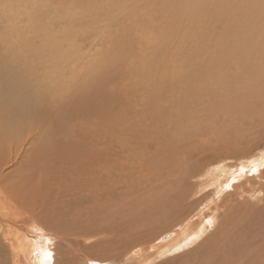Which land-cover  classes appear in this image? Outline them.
Wrapping results in <instances>:
<instances>
[{
    "label": "rangeland",
    "instance_id": "obj_1",
    "mask_svg": "<svg viewBox=\"0 0 264 264\" xmlns=\"http://www.w3.org/2000/svg\"><path fill=\"white\" fill-rule=\"evenodd\" d=\"M212 3L217 4L209 7L207 16L196 18L187 26L183 23L186 17L180 15L177 22L171 18L174 9L186 10L188 4L183 5L180 0H0V10L4 12L3 16L0 12L1 21L3 19L0 30L8 20L19 30H45L26 43L33 50H36L35 45H42L43 57L47 59L43 58L40 66L34 63L32 52L25 73L18 63L12 62L11 67L0 60V71L5 75L0 74V92H3L0 103L4 101L2 106L0 104V149L11 153L12 157L6 171L13 187L11 200H17L20 188L22 190L18 191L23 193L18 197L22 203L24 201V217L13 215L12 219L26 218L31 225L37 226L36 233L31 236H37L43 242L41 245H47L57 261L51 258L41 264H64L68 251L75 263L78 249L85 256L114 261V257L118 259L125 254L128 257L124 247L140 238L143 246L145 242L151 243L145 251L153 259L158 249L152 250L151 246L160 244L159 241L171 242V237L169 241L164 238L171 233L181 236L183 230L192 226L185 217L196 218L200 212L208 215L206 220L213 215L218 217L205 237L181 252L155 259L152 264H264V174L251 175L248 181L246 178L240 179L241 182L233 180L238 177L234 174L243 170L242 162H246L245 168L249 169L247 164L251 165L264 154V75H253V70L247 69L250 82L237 74L240 62L248 66L249 61L254 62L256 54L238 50L241 60L248 57L235 63L230 58L231 49L224 48L220 52L219 33L225 29L224 36L227 34L230 38L226 29L235 28V24L227 22L233 18L229 15L232 12L229 7L233 4L224 0ZM48 21L52 22L49 27ZM237 37L231 35L228 44L241 49L243 46ZM200 44L209 45L207 54ZM218 51L220 62L213 59L211 65L219 67L220 64L221 71L230 72L225 82L218 81L217 86L216 81L206 82L205 89L199 86L186 92L185 71L195 66V55L201 54L204 59ZM202 73L204 77L206 71ZM13 74H19L16 80ZM39 83L44 92L41 111H37L39 100L34 95L40 91ZM197 92L199 95L195 94ZM17 97L22 102L25 100L24 104H20ZM3 107H7L8 113ZM26 107L29 113H37L40 118H58L55 130L50 132L52 134L48 132L49 137L45 136L46 143L49 139H57V142L68 144L71 150L77 147L80 159L68 158L67 148L56 152L59 156L45 152L46 165L39 163L41 158L36 159L35 153L40 127L33 128V121L22 122V125L17 121L23 118ZM24 118H30L27 111ZM43 126L47 127L48 123ZM84 149L86 153L81 155ZM89 150L96 154H88ZM20 163L22 165H18ZM80 168L87 170L85 175L80 174ZM24 169L30 170L32 175ZM31 180L37 183L31 184ZM209 181H213L211 187H207ZM230 181L233 183L226 188ZM222 182L225 185H220ZM19 183L21 186L17 185ZM183 193L187 201L178 198ZM167 195L170 196L169 206H176L173 213L158 214L153 221H145L143 228L135 224V232L129 228L115 233V229L124 225L122 217L126 210L134 212L146 208L151 201L149 196H161L158 198L161 200ZM118 202L121 207H117ZM150 206L154 208L153 204ZM179 221L181 228L176 224ZM16 229L13 227L14 231ZM11 237H15L13 233ZM152 238L155 243L150 240ZM68 240L71 244H66ZM31 248H26L29 253ZM144 258L136 256L133 263L138 264ZM23 263L29 264V261ZM94 263L95 260L87 262Z\"/></svg>",
    "mask_w": 264,
    "mask_h": 264
},
{
    "label": "bare ground",
    "instance_id": "obj_2",
    "mask_svg": "<svg viewBox=\"0 0 264 264\" xmlns=\"http://www.w3.org/2000/svg\"><path fill=\"white\" fill-rule=\"evenodd\" d=\"M212 1L214 0H180V3H187V8L185 7L186 10L184 11H179V9H174V13H173V16L171 17L174 20H176V18H178L180 15L182 17H186L185 18V22H183L185 25H190L191 22L194 21V19L198 18V19H203L204 18V15L207 16V10L209 9V7H214L213 5L217 4V3H212ZM221 1V0H220ZM219 0H216V2H220ZM224 1H227V4L229 2H231L233 5H230L229 8H231L230 10L232 12H230L229 15H232L233 18L230 20V21H227L229 23H232V24H235V28L233 27H229L228 30L226 29V31H228V34H230V38H231V35L235 38L236 35H238L237 39L240 38V45H242L243 47L240 49V48H232V46H230L228 44L229 40H232L230 38L227 37V34L224 36L225 34V29L223 30V33H219V45H222V46H219L220 47V52H222L224 50V48H228L229 50H234V52L232 51L231 53V50H230V58H233L234 60H231V61H234L236 63V60L238 61H244V59H247V55L244 57L243 60H241L240 56H239V52L238 50H243L245 49V51L248 52V54L250 55V53H252L251 55L254 56V54H256V58L254 59V62L253 61H249L248 62V66L247 64H245L244 62H240V64L238 65V68H237V74H239V76H243V80H247V69H250L253 70V75H259L260 77L264 75V0H250L249 2V6H248V0H224ZM95 2V1H94ZM166 4V3H165ZM106 5V4H105ZM171 5V4H170ZM184 5V4H183ZM163 6H164V3H163ZM162 7V6H161ZM178 7V6H177ZM217 7V6H216ZM248 7V8H247ZM40 8V7H39ZM44 8V7H42ZM164 8V7H163ZM168 8V7H166ZM41 9V8H40ZM158 9V8H157ZM217 9V8H216ZM159 10V9H158ZM162 10V9H161ZM222 15H223V12L221 10H218ZM215 12V16H220L219 12ZM2 16L4 14V12L2 10H0ZM6 12V11H5ZM49 12V11H48ZM55 13V12H54ZM168 13V12H167ZM200 13V15H199ZM213 13V12H212ZM93 14V13H91ZM166 14V13H164ZM163 14V15H164ZM211 14V13H210ZM6 15V14H5ZM4 15V16H5ZM168 15V14H167ZM165 15V16H167ZM0 16V18L2 17ZM59 16V15H58ZM93 16V15H92ZM169 16V15H168ZM165 17V18H168ZM210 16V15H209ZM76 17V15H75ZM74 17V18H75ZM180 17V19L182 18ZM236 17V18H235ZM192 18V19H191ZM218 18V17H217ZM8 20V18H6V21ZM161 20V19H160ZM166 20V19H165ZM168 20V19H167ZM171 20V19H170ZM3 21V19H2ZM1 19H0V22H2ZM32 21V20H31ZM89 21V20H88ZM158 21V20H157ZM208 21V20H207ZM38 22V21H37ZM35 22V23H37ZM67 22V21H66ZM152 22V21H151ZM154 22V21H153ZM170 22V21H169ZM168 22V23H169ZM177 22V20H176ZM198 22H201L202 23V20ZM204 22V21H203ZM3 23V22H2ZM51 21H48V27L51 25ZM194 23V22H193ZM196 23V21H195ZM213 23V22H212ZM154 24V23H153ZM167 24V23H166ZM181 24V22H180ZM178 24V25H180ZM203 24V23H202ZM1 25V24H0ZM3 29L0 30V48H1V51H0V60L3 61L5 64H9V66H11V63L12 62H16L18 63L19 65H21L22 67V70L25 72L28 71V66L30 65L29 63V60H30V56H29V53H33V56H34V63L38 66H40V62L42 61L43 62V58L47 59L46 57H43L44 56V52L42 51V45H35L36 46V50H33V47L32 46H27L26 43H28V41H30L33 37L35 36H38L40 34V32H44L45 30H41L39 28H35L36 30H34L33 28H31L29 30V32L25 31L24 28L23 30H19L17 29V27H14L16 26V24L14 23H10L9 20L3 24ZM14 25V26H13ZM81 25V24H80ZM169 25V24H167ZM197 25V23H196ZM154 26V25H153ZM162 26V25H161ZM170 26V25H169ZM168 26V27H169ZM191 26H194V24H192ZM208 26V25H207ZM213 26V25H212ZM43 27V26H42ZM71 27V26H70ZM46 28V27H45ZM157 28V27H156ZM164 28V27H163ZM162 28V30H163ZM170 28V27H169ZM185 28V27H184ZM194 28V27H192ZM26 29V28H25ZM154 30V29H153ZM161 30V29H160ZM169 30V29H168ZM181 30V29H180ZM194 30V29H193ZM192 30V31H193ZM14 31L16 33V35H14ZM179 31V30H178ZM184 31V30H183ZM198 31V30H196ZM156 32L158 33V30H156ZM170 32V31H169ZM182 32V31H181ZM195 32V31H194ZM221 32V31H220ZM46 33H47V29H46ZM163 33V32H162ZM191 33V32H190ZM199 33H202L201 31ZM160 34V33H159ZM168 34V33H167ZM185 34V33H184ZM193 34V32H192ZM195 34H197L195 32ZM194 34V35H195ZM47 35H49L47 33ZM69 35V34H68ZM172 35V34H170ZM160 36V35H159ZM176 36V35H175ZM51 36L49 35V38ZM63 37V36H62ZM190 37V36H189ZM192 37V36H191ZM52 38V37H51ZM152 38V37H151ZM156 38V37H155ZM173 38V37H172ZM49 40V39H48ZM158 40V39H157ZM236 40V39H235ZM154 41V40H153ZM152 41V43H153ZM161 41V40H160ZM190 42V41H189ZM52 43H53V39H52ZM180 43V42H179ZM184 43V42H183ZM231 43V42H230ZM49 45H51V42L48 43ZM162 44V43H161ZM215 44V43H214ZM30 45V44H29ZM201 45V44H200ZM207 45V44H206ZM239 45V46H240ZM159 46V45H158ZM217 47V46H216ZM230 47V48H229ZM44 48V47H43ZM58 48V47H57ZM51 49V48H50ZM208 49H209V45L207 46H204L203 44L201 45V50L204 51L205 54H207L208 52ZM56 50V49H55ZM54 50V52H55ZM59 50V49H58ZM38 51V53H36ZM57 51V50H56ZM60 51V50H59ZM145 51V50H144ZM244 51V50H243ZM77 52V51H76ZM150 52V51H149ZM238 52V53H237ZM59 53V52H58ZM63 53V52H62ZM66 54V53H65ZM247 54V53H246ZM32 55V54H30ZM53 55V54H52ZM57 55V54H55ZM68 56L70 57V52H68ZM67 56V58H68ZM146 56V55H145ZM242 56V55H241ZM251 56V57H253ZM54 58V56H52ZM66 57V55H65ZM154 57V56H153ZM50 58V57H49ZM52 58V60H53ZM57 58V57H56ZM157 58V57H156ZM154 57V59H156ZM195 58H196V62H195V66H192L190 67L187 71H185L186 73V79L183 81V83L185 84V90L186 92L187 91H190V89H194L196 87H199V86H202L201 89H205L203 88L204 84H206V82H210V83H214L215 81V84L219 82H221V84H223L222 82H225V77L227 76L228 71H221V68H220V64H219V67H214L211 65L213 59L215 61L220 62V56H219V51L217 53H214L213 56L211 57H207L205 56V58L203 59L201 54H198V55H195ZM55 59V58H54ZM69 59V58H68ZM67 59V60H68ZM150 59V57H149ZM48 61V60H47ZM230 61V62H231ZM53 62V61H52ZM228 62V61H226ZM257 62V63H256ZM54 63V62H53ZM153 63V62H152ZM2 64V63H1ZM29 64V65H28ZM258 64V65H257ZM16 65V64H15ZM49 65V64H48ZM8 66V65H7ZM47 66V65H46ZM204 66V69L203 67ZM12 67V66H11ZM17 67V66H15ZM4 68V67H3ZM2 68V69H3ZM6 68V67H5ZM14 68V67H13ZM12 68V69H13ZM143 68V67H142ZM253 68V69H251ZM16 69V72H20L19 70ZM47 69V68H46ZM51 69V67L49 68ZM193 69V70H192ZM7 70V69H6ZM36 70V69H35ZM141 70V69H140ZM145 70V68H144ZM203 70L206 71V74L204 75V77L202 76L203 75ZM5 71V70H4ZM3 71V72H4ZM9 71V70H8ZM10 71L12 72L11 68H10ZM1 73L0 74H3L2 71H0ZM235 72V71H234ZM14 73V71L12 72ZM141 73V72H140ZM16 74V73H15ZM20 74V73H19ZM19 74L17 76H19ZM179 74V73H178ZM250 74V73H249ZM4 75V74H3ZM2 75V76H3ZM14 75V74H13ZM142 75V74H141ZM144 75V74H143ZM5 76V75H4ZM15 76V75H14ZM17 76H15V80L17 78ZM30 76V74H29ZM145 76V75H144ZM148 75L146 74V77ZM150 76V75H149ZM21 77V76H20ZM20 77H18L20 79ZM143 77V76H142ZM185 77V76H184ZM213 77V78H212ZM250 77V76H249ZM260 77L258 79H260ZM4 78V77H3ZM10 78V77H9ZM25 78V77H24ZM32 78V76H31ZM49 78V77H48ZM134 78V77H133ZM144 78V77H143ZM215 78V79H214ZM264 78V77H262ZM36 79V78H35ZM128 79V78H127ZM1 80V79H0ZM51 80V79H50ZM134 80V79H133ZM23 81V80H22ZM37 81V79H36ZM36 81L34 82V84L36 83ZM178 81V80H177ZM176 81V82H177ZM227 81V80H226ZM242 81V80H241ZM243 81V82H245ZM247 81H250V80H247ZM257 81V80H256ZM259 81V80H258ZM262 81V80H260ZM19 82V81H18ZM24 82V81H23ZM96 82V81H95ZM94 82V83H95ZM240 82V80H239ZM241 82V83H243ZM251 82V81H250ZM1 83V82H0ZM179 83V82H177ZM230 83V82H229ZM240 85H243L241 84ZM263 83V82H262ZM4 84V82H3ZM7 84V83H6ZM21 84V83H20ZM55 84V83H54ZM97 84V83H95ZM121 85V83H119ZM118 84V85H119ZM142 84V83H141ZM231 84V83H230ZM229 84V85H230ZM264 84V83H263ZM19 85V84H18ZM58 85V84H57ZM93 85V84H92ZM179 85V84H178ZM219 85V84H216V86ZM23 86V84H22ZM34 86V85H33ZM40 89V91L37 90V93L34 94L35 95V98H37V100H39V103H38V109L37 111H41L42 110V101L44 100V96L41 95L43 94L41 92L42 88H41V83H39V85H37ZM122 86V85H121ZM135 86V85H134ZM222 86V85H221ZM248 86H251L250 84H248ZM253 86V85H252ZM2 87V85H1ZM16 87V86H15ZM38 87H35L36 89H38ZM64 87V86H63ZM97 87V85H96ZM205 87V86H204ZM215 87V85H214ZM226 87V86H225ZM11 88V87H10ZM32 88V87H31ZM210 88V87H209ZM227 88V87H226ZM243 88V87H242ZM245 88V87H244ZM14 89V88H13ZM30 89V88H29ZM50 89V88H49ZM52 89V88H51ZM55 89V88H54ZM199 89V88H198ZM221 89V88H220ZM16 90V89H15ZM98 90V89H97ZM30 91L32 92L33 90L30 89ZM53 91V90H52ZM56 93H57V90L55 89ZM195 91V90H194ZM199 91V90H198ZM216 91V90H215ZM10 92V91H9ZM34 92V91H33ZM32 92V93H33ZM90 92V90H89ZM202 92V91H201ZM0 93H3V92H0ZM12 93V92H10ZM26 93H28L26 91ZM48 93V92H47ZM96 93V92H95ZM6 94V93H5ZM50 94V93H49ZM55 94V93H54ZM195 94H198L195 93ZM194 94V95H195ZM206 94V93H205ZM204 94V95H205ZM248 94V93H247ZM19 95V94H18ZM199 95V94H198ZM197 95V96H198ZM221 95V94H220ZM5 96V95H4ZM9 96V95H8ZM99 96V95H97ZM103 96V95H102ZM248 96V95H246ZM1 97V95H0ZM46 97V96H45ZM196 97V96H195ZM205 98V96H202ZM201 97V98H202ZM242 97V96H241ZM12 98V97H11ZM10 98V99H11ZM20 98V97H19ZM27 98V97H26ZM18 99V97H17ZM30 99V98H28ZM34 99V98H33ZM31 98V100H33ZM54 99V98H53ZM2 100V98L0 99ZM36 100V102H38ZM97 100V99H96ZM95 100V101H96ZM241 100V99H240ZM20 101V104L22 102V100H19ZM30 101V100H29ZM106 100L104 99V102ZM178 101V100H177ZM25 102V100H24ZM24 102H22L24 104ZM32 102V101H31ZM4 103V101H3ZM3 103H0L1 106ZM11 103V102H10ZM18 103V102H17ZM34 103V102H32ZM19 104V103H18ZM29 104V103H28ZM191 104V103H190ZM5 105H6V102H5ZM8 105V104H7ZM10 105V104H9ZM21 107V106H20ZM23 107V106H22ZM36 107V105L34 106ZM124 107V106H123ZM4 108V107H3ZM2 108V109H3ZM7 107L4 108V110L6 109ZM17 108V107H16ZM23 109V108H22ZM227 109V108H226ZM3 110V111H4ZM8 109H6V112L8 113L7 111ZM26 111L29 115L30 118H24L26 116ZM239 111V110H238ZM5 112V113H6ZM22 112V111H21ZM78 112V111H76ZM120 112V111H119ZM78 114V113H77ZM123 114V113H122ZM52 116V115H51ZM169 116V115H168ZM42 117V115H41ZM46 117V116H45ZM44 116L42 118H40L39 114L37 113H29L28 112V109L26 107L25 111L23 110V118H17V121L20 125H22V122H29V121H33L32 124H33V128L35 127V125L39 126L40 127V139L39 141L36 143V148H37V153H35V158L38 159V158H41L39 159V163H43L46 165V160L44 158V154L45 152H48V153H51L52 155L56 152H61V150L63 149H67V153L69 154L68 158H71V159H80L79 158V154H78V150H77V147H74L72 150H71V147L68 145V144H63L61 143L59 140L58 142L54 139H49V141L46 143L45 141V136L47 134H49L50 132L54 131L55 128L57 127L56 126V121L58 120V118L56 120H53V119H50L47 120V118H45ZM55 117V116H54ZM176 117V116H175ZM10 118V116H9ZM111 120V119H110ZM46 123H48V126L45 127L43 125H45ZM58 123V122H57ZM30 126V125H29ZM27 128H29L27 126ZM176 128V126H175ZM37 129V128H36ZM3 130V129H2ZM175 130V129H174ZM181 130V129H180ZM8 131V130H7ZM30 131V128L29 130ZM34 131H36L34 129ZM120 131V130H119ZM1 132V130H0ZM39 132V130H38ZM49 132V133H48ZM238 133V132H237ZM52 134V133H50ZM117 134V133H116ZM54 135V134H53ZM58 135V134H57ZM3 136V135H2ZM48 136V135H47ZM51 136V135H50ZM87 136V135H86ZM49 137V136H48ZM58 137V136H57ZM89 137V135H88ZM172 137H175V135ZM54 138V137H52ZM86 138V137H85ZM176 138V137H175ZM10 139V138H8ZM7 140V139H6ZM136 140V139H135ZM182 140V139H181ZM7 142H10V141H7ZM84 145V144H83ZM1 147V146H0ZM178 147V146H177ZM2 149V148H1ZM0 149V264H24L23 261L24 260H28L29 261V264H41L43 262H46V259H51L53 258V261H56L54 256L52 255L50 258L47 257V253L48 252H51L50 248L47 246V245H41V241L39 240V238L37 236H31V234L33 235L34 233H36L35 230V225H31V223L29 221H27L26 218H24L23 220L21 221H17L15 219H12L13 218V215L14 216H21V217H24L23 215V210H24V201L22 203V199L21 197H18L19 196V193H21L22 191H18V190H22L20 188H18L17 190V200L12 201L11 198L13 199L12 197V193L10 192L11 191V188H13L11 185V182L9 181L8 179V175H7V172L9 167H10V164L12 163V157H11V153H7V152H4V150H1ZM79 149V148H78ZM91 149V148H89ZM97 150V149H96ZM87 151V150H86ZM170 151V150H169ZM54 152V153H52ZM47 153V154H48ZM80 153V152H79ZM85 149L83 150L82 154L81 155H85ZM50 154V155H51ZM61 154V153H60ZM88 154H92L93 156L96 154V153H91V150H89V153ZM57 156L58 153H56ZM46 156V154H45ZM49 156V155H47ZM55 156V155H54ZM61 156V155H60ZM50 157V156H49ZM66 157V156H65ZM87 156H85L86 158ZM17 158V157H16ZM21 158V157H20ZM18 158V159H20ZM23 158V157H22ZM44 158V159H43ZM170 158V157H169ZM34 159V158H33ZM50 159V158H49ZM56 159V158H55ZM60 159V158H59ZM82 159V158H81ZM45 160V161H44ZM27 161V160H26ZM34 161V160H33ZM44 161V162H43ZM52 161V160H51ZM65 161V160H64ZM74 161V160H72ZM83 161V159H82ZM19 162V161H17ZM23 162V161H22ZM86 162V161H85ZM25 163V162H23ZM27 163V162H26ZM28 163H31L28 162ZM33 163V162H32ZM35 163V162H34ZM49 163V162H48ZM53 162H51V165H52ZM72 163V162H71ZM75 163V162H74ZM84 163V162H82ZM245 163L246 162H242V171H239L237 172L235 170V173L237 172V174H234L235 175H238V177H232L233 180H239L240 179H243V178H247L248 179H251V175L255 176V175H263L264 174V154L261 155L258 159L252 161L251 165H248L250 168H245ZM250 163V162H249ZM16 164V163H15ZM13 164V166L15 165ZM36 164H38L36 162ZM35 164V165H36ZM40 164V167L44 165H41ZM76 164V163H75ZM80 164V163H79ZM18 165H22L21 163L18 164ZM39 165V164H38ZM50 165V166H51ZM240 165V164H239ZM16 166V165H15ZM14 166V167H15ZM31 166V165H30ZM37 166V165H36ZM48 166V165H47ZM45 166V167H47ZM53 166V165H52ZM51 166V167H52ZM82 166V165H81ZM12 167V166H11ZM13 167V169H14ZM23 167V166H22ZM26 168V166H24ZM33 167V165H32ZM43 167H41L43 169ZM36 168V167H35ZM39 168V166H38ZM17 169V167L15 168ZM21 169V168H19ZM81 169V172L80 174H84L87 170L84 169V168H80ZM241 169V168H240ZM26 171V169H24ZM40 170V168H39ZM44 170V169H43ZM17 171V170H16ZM16 171H13L14 173ZM23 171V169L21 170ZM21 171H19L21 173ZM28 171V170H27ZM25 172V173H29L30 174V170L28 172ZM33 171H35L33 169ZM41 171V170H40ZM46 172V169L44 170ZM223 173H225V175H229L227 171L225 170H222ZM74 172V171H73ZM78 172V171H77ZM80 172V171H79ZM10 173V172H9ZM17 173V172H16ZM15 173V174H16ZM33 173V172H32ZM43 174V171L41 172ZM222 173V172H221ZM12 174V173H10ZM37 174V173H35ZM39 174V173H38ZM14 174H12L13 176ZM23 175V174H22ZM28 174H26V177ZM32 175V174H30ZM85 175V174H84ZM20 175H18L19 177ZM37 176V175H35ZM90 176V175H89ZM23 177V176H22ZM24 176V179L26 178ZM30 177V176H29ZM28 177V178H29ZM34 177V173H33V176L31 178ZM40 177V176H39ZM258 177V176H257ZM30 178V179H31ZM81 178V177H80ZM90 178V177H89ZM216 178V177H215ZM222 178V177H221ZM27 179V178H26ZM25 179V180H26ZM210 179V178H209ZM19 180H23V179H20ZM17 180V181H19ZM231 180V179H230ZM245 180V179H244ZM243 180V181H244ZM16 182H12V183H17ZM24 181V180H23ZM32 181V180H31ZM31 181L29 183H31ZM175 181V180H174ZM248 181V180H247ZM28 182V181H27ZM36 181H32L31 184H34ZM212 182L213 181H209V185H207V187H211L212 186ZM217 182V181H216ZM220 182V181H219ZM241 182V181H240ZM37 183V182H36ZM233 182L230 181L228 184H226V188H229L230 185L232 184ZM22 184V183H21ZM169 184V183H168ZM220 184V183H219ZM16 185V184H15ZM14 185V186H15ZM18 186H21L20 183L17 184ZM16 185V186H17ZM27 185V184H25ZM220 185H225V182H222V184ZM25 187V186H24ZM31 187H33V185H31ZM37 187V186H36ZM167 187V186H166ZM23 188V187H22ZM179 188V187H178ZM16 189V188H15ZM165 189V188H164ZM164 189L162 188L161 191H164ZM197 189V188H196ZM25 190L27 191L26 187H25ZM32 191H33V188H32ZM25 192V191H24ZM165 192V191H164ZM23 193V192H22ZM187 194V193H186ZM21 195V194H20ZM38 195V194H37ZM165 195V194H163ZM180 195V194H179ZM257 195V194H256ZM23 196V194H22ZM25 196V195H24ZM15 197V195H14ZM161 197V196H157V197H152V196H149V200L150 201V204H153L154 205V208L152 206H150V204L145 208V207H142V209H139L137 211H134L132 212V209H128L124 212L123 214V221H124V225L115 229V233H121L122 231L124 232L126 229H129L131 232H135L137 231V229L133 226H135V224L137 226H139L140 228H143L146 226V224L144 223L145 221L147 222H151L153 221L154 219V216H158V214H161V213H166V214H170V213H173L176 209V206H173V207H170L169 206V198L170 196L167 195L166 199H163L161 198V200H158V198ZM189 197V196H188ZM200 197V196H199ZM24 198V197H22ZM178 198H180L181 200H188L187 199V195H185L183 193V195H180ZM177 198V199H178ZM25 199V198H24ZM23 199V200H24ZM122 202V200H120ZM180 202V201H179ZM119 203V202H118ZM117 203V204H118ZM124 203V202H123ZM178 203V202H177ZM143 204V203H142ZM125 205V204H124ZM137 206V205H136ZM187 206V205H186ZM117 207H121L120 206V203L117 205ZM217 207V206H216ZM108 208V206H107ZM141 208V207H140ZM191 208V207H190ZM219 208V207H218ZM21 210V212H15L14 213V210ZM119 209V208H118ZM187 209V207H186ZM211 209V208H210ZM125 210V209H124ZM190 211V210H189ZM216 213H218V210H215ZM122 213V211H121ZM184 213V211L182 212ZM215 213V214H216ZM177 214V213H176ZM202 214V212H200V215ZM214 214V213H213ZM28 215V214H27ZM199 215V216H200ZM198 216V214H197ZM198 216V217H199ZM163 217V215H162ZM196 217V216H195ZM198 217H196L198 219ZM208 217L207 214H202L200 216V218L197 220L196 222V218H192V215L190 216H187L185 217V221L187 222H191V225L192 226H189L187 229L183 230L181 232V236H179L177 232L175 233H171V236L168 235V238H166L165 240H168L170 237L172 238L171 239V242H160V244H153L151 246L152 250H155V249H158V254H156L157 256L155 258H151L150 253H148L149 255H147V249H149V247L147 248V244L148 242H145V245L143 246L144 243H141L140 242V239L137 241H130L129 243L126 244V246L124 247L126 249V252L128 251V257L126 256V254L124 256H118L119 258L117 259V257L113 258L114 261L112 260H109V261H102L100 260V258L96 259V257L94 256H90V255H86L81 253V250L78 249L76 250L77 251V255L75 256L74 254V261L75 263L72 261V259H70V256H69V252L67 249H66V252L68 251V254H67V257H65V263H68V264H71L72 262L74 264H87V262H93L94 260L96 261V264H135V261L133 263V259L134 257H138V258H143L145 257L144 259H142V261H140L138 264H152L155 259H160V258H163L164 256H168V255H172V254H175L177 252H181V250H184L186 248H188L189 246H193L194 244H196L198 241L202 240L207 231L209 230V227L212 226V224L214 223V221L218 220V217H215L214 218V215H213V218H209L206 220V218ZM119 218V217H118ZM117 218V219H118ZM122 220V219H121ZM114 221V220H113ZM120 224V222H118ZM117 223V224H118ZM123 223V222H122ZM164 224V223H163ZM178 226L181 225V221L177 222L176 223ZM41 225V224H40ZM160 225V224H159ZM187 225V224H186ZM185 225V226H186ZM190 225V224H189ZM154 226V225H152ZM13 227H16V231L13 230ZM42 228V226H40ZM38 227V228H40ZM46 230H48L46 227H44ZM53 228V227H52ZM139 228V229H140ZM181 228V226H180ZM15 229V228H14ZM138 229V231H139ZM174 229V228H173ZM178 229V228H177ZM42 230V229H40ZM50 230V229H49ZM45 231V230H43ZM41 232V231H40ZM46 232V231H45ZM143 232V231H142ZM11 233L14 234L15 237H11ZM49 233V232H47ZM51 233V232H50ZM55 234V233H54ZM66 234V233H65ZM67 235V234H66ZM40 236V235H38ZM147 236V235H146ZM48 239V241L50 240L49 236H46ZM52 237V236H50ZM57 237V236H56ZM61 237V236H60ZM42 238V237H41ZM45 238V237H44ZM145 238V237H144ZM160 238V237H159ZM157 238V239H159ZM165 238V237H164ZM163 239V238H162ZM66 240V239H65ZM152 240V243L156 242V240L154 238L150 239ZM46 241V240H45ZM126 241L128 242V239H126ZM169 241V240H168ZM50 242V241H49ZM57 243V242H56ZM63 243V242H62ZM70 243V240H68V242L66 244ZM46 244V243H45ZM58 244V243H57ZM71 244V243H70ZM69 244V245H70ZM151 244V243H149ZM148 244V245H149ZM61 246V244H59ZM162 245V246H161ZM29 246H31V254L29 253V249H26L28 248ZM64 246V245H62ZM72 246V245H71ZM79 246V245H78ZM161 246V247H160ZM48 247V248H47ZM57 247V245H56ZM59 247V246H58ZM69 247V246H68ZM67 247V248H68ZM73 247V246H72ZM75 247V246H74ZM60 248V247H59ZM62 249V248H61ZM70 249V248H69ZM76 249V248H75ZM60 251V250H59ZM90 253V252H89ZM154 253V252H153ZM156 253V252H155ZM130 254V255H129ZM23 255V256H22ZM66 255V254H65ZM186 256V255H185ZM60 257V256H59ZM62 257V256H61ZM73 258V256H71ZM86 257V258H85ZM109 258V257H108ZM59 259V258H58ZM115 259H116V262H115ZM135 260V259H134ZM61 261L64 263L63 259L61 258ZM72 261V262H71ZM137 261V260H136ZM26 262V261H25ZM57 262V261H56ZM27 263V262H26ZM50 263V262H49ZM64 263V264H65ZM58 264V263H57ZM95 264V263H94Z\"/></svg>",
    "mask_w": 264,
    "mask_h": 264
},
{
    "label": "snow or ice",
    "instance_id": "obj_3",
    "mask_svg": "<svg viewBox=\"0 0 264 264\" xmlns=\"http://www.w3.org/2000/svg\"><path fill=\"white\" fill-rule=\"evenodd\" d=\"M46 255H47V257L50 258L52 256V253L51 252H48Z\"/></svg>",
    "mask_w": 264,
    "mask_h": 264
},
{
    "label": "water",
    "instance_id": "obj_4",
    "mask_svg": "<svg viewBox=\"0 0 264 264\" xmlns=\"http://www.w3.org/2000/svg\"><path fill=\"white\" fill-rule=\"evenodd\" d=\"M165 238H168V236H165Z\"/></svg>",
    "mask_w": 264,
    "mask_h": 264
}]
</instances>
